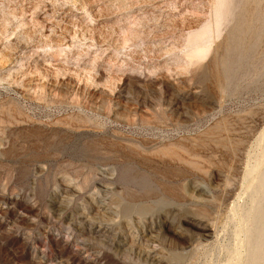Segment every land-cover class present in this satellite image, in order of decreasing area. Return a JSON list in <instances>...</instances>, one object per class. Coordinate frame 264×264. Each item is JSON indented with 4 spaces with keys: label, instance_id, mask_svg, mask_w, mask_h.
Returning a JSON list of instances; mask_svg holds the SVG:
<instances>
[{
    "label": "rangeland",
    "instance_id": "374dc122",
    "mask_svg": "<svg viewBox=\"0 0 264 264\" xmlns=\"http://www.w3.org/2000/svg\"><path fill=\"white\" fill-rule=\"evenodd\" d=\"M263 156L264 0H0V264H227Z\"/></svg>",
    "mask_w": 264,
    "mask_h": 264
},
{
    "label": "bare ground",
    "instance_id": "6f19581e",
    "mask_svg": "<svg viewBox=\"0 0 264 264\" xmlns=\"http://www.w3.org/2000/svg\"><path fill=\"white\" fill-rule=\"evenodd\" d=\"M252 19L251 21H253ZM240 30L239 32H241ZM249 167V169L245 171V182L246 191L250 193V195H248L250 203L253 205L248 211H242L241 220H243V228L241 229V232H235V235L239 236L240 233L244 235L245 239L242 242V250L244 251L237 252L235 256L227 262V264H264V156L261 159L259 158L256 160L254 164ZM232 210L237 213V209ZM146 256L150 257V254ZM244 257H246L245 260ZM155 261H157V259L153 260V262Z\"/></svg>",
    "mask_w": 264,
    "mask_h": 264
}]
</instances>
